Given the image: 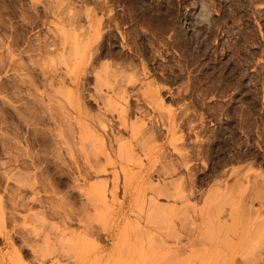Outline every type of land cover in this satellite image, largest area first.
<instances>
[{"label": "rangeland", "instance_id": "obj_1", "mask_svg": "<svg viewBox=\"0 0 264 264\" xmlns=\"http://www.w3.org/2000/svg\"><path fill=\"white\" fill-rule=\"evenodd\" d=\"M0 264H264V0H0Z\"/></svg>", "mask_w": 264, "mask_h": 264}, {"label": "bare ground", "instance_id": "obj_2", "mask_svg": "<svg viewBox=\"0 0 264 264\" xmlns=\"http://www.w3.org/2000/svg\"><path fill=\"white\" fill-rule=\"evenodd\" d=\"M126 177H128V176H126ZM21 200L23 201V199H21ZM22 201H21V202H22ZM24 201H25V200H24ZM25 204H26V203H25ZM22 205L24 206V203H23ZM25 206H26V205H25Z\"/></svg>", "mask_w": 264, "mask_h": 264}]
</instances>
